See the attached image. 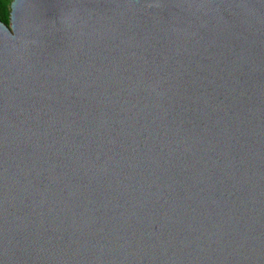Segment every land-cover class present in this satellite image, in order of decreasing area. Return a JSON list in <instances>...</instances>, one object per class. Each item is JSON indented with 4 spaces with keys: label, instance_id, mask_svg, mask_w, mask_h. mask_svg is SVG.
Here are the masks:
<instances>
[{
    "label": "water",
    "instance_id": "1",
    "mask_svg": "<svg viewBox=\"0 0 264 264\" xmlns=\"http://www.w3.org/2000/svg\"><path fill=\"white\" fill-rule=\"evenodd\" d=\"M0 264H264V0H12Z\"/></svg>",
    "mask_w": 264,
    "mask_h": 264
},
{
    "label": "trees",
    "instance_id": "2",
    "mask_svg": "<svg viewBox=\"0 0 264 264\" xmlns=\"http://www.w3.org/2000/svg\"><path fill=\"white\" fill-rule=\"evenodd\" d=\"M12 0H0V22L9 25V12Z\"/></svg>",
    "mask_w": 264,
    "mask_h": 264
}]
</instances>
